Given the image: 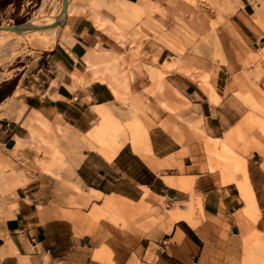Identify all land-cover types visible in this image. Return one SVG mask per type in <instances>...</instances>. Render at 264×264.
Segmentation results:
<instances>
[{"label": "crops", "instance_id": "1", "mask_svg": "<svg viewBox=\"0 0 264 264\" xmlns=\"http://www.w3.org/2000/svg\"><path fill=\"white\" fill-rule=\"evenodd\" d=\"M146 1L158 9L140 20L166 12L189 22L195 39L186 51L179 53L176 35L163 36V44L147 35L123 47L85 13L68 14L54 44L19 73L7 96L20 90L13 111L0 116V152L17 164L47 167L25 180L15 175L18 185L0 195V264L236 262L246 223L264 232V0H217L214 10ZM104 9L101 16L113 21ZM93 49L120 58L117 68L128 77L117 88L121 98L92 79ZM32 112L40 119L30 123L34 141L26 126ZM102 112L121 123L140 119L147 149L126 141L111 159L103 157L89 135ZM48 138L54 157L39 144ZM231 155L245 164L255 222L242 214V175H229ZM168 178H186L189 186L169 185ZM105 197L120 208L100 209ZM195 201L196 227L183 220L166 227L170 210ZM138 211L146 213L137 217Z\"/></svg>", "mask_w": 264, "mask_h": 264}, {"label": "bare ground", "instance_id": "2", "mask_svg": "<svg viewBox=\"0 0 264 264\" xmlns=\"http://www.w3.org/2000/svg\"><path fill=\"white\" fill-rule=\"evenodd\" d=\"M86 3L87 4L85 6H81L75 3L72 4L70 0H67L65 3H62V12H60V14L55 18L44 17L41 19L31 20L27 22L26 25L18 29L0 27V59L4 56L10 54L12 55L13 50L19 47L21 42L31 39L38 41L39 46L48 49L50 46H52L53 42L57 40L55 28H52V26L55 24H60L62 21H64L66 15L68 14L72 15L85 13L99 30L107 33L111 38L116 40L117 43L125 47V33L127 30L133 28V22L139 21L142 15L151 13L158 9L157 3H152L146 0H141L138 3H129L122 0H86ZM101 8H105L111 12L115 19L110 21L109 19L102 17L100 14ZM134 26L136 33L141 32V28L137 24ZM129 45H131V42ZM91 51L94 57L91 60H87V69L91 71L92 79L106 81L115 97L117 99L121 98L117 88L122 83L126 82V77L125 72H120L117 68L119 66L120 58L110 56L109 52L103 49H93ZM75 79L78 81L80 80V78L77 77H75ZM2 81V76H0V82ZM160 82L161 76H159L156 81L157 88L160 87ZM210 92H212V90H210ZM10 99L11 98L0 102L1 117L6 115L8 112L13 111ZM14 113L19 115L21 113V109ZM32 116L33 117L29 118V122L26 126L28 129H30V140L34 141V131L30 123H38L40 119L36 112H32ZM41 124L45 125V122ZM89 135L91 136V139L96 140V142L100 144L102 156L108 160L115 155V153L123 146L126 141H129L136 151H144L147 149V129L142 121L135 116H132L124 123H121L112 115H110L109 112H102L99 125L96 126L95 132H92ZM216 142L220 143L222 147H224L223 149L226 148L224 142ZM39 144L41 146H48L52 150L50 157H54V155H56V152L52 149L53 143L50 140L47 142L41 140ZM231 156L229 158V161H231L229 175L232 176L233 173L236 172H240L242 175L241 181L236 182L237 188L240 192V197L245 203L242 214L245 218L247 217L254 219L256 216H258L259 210L254 199V194L251 189L252 187H250L247 181L245 164L243 161L238 160L235 156H232L233 158H231ZM46 167V164H41L42 169H45ZM8 168V162L0 155V179H3L2 175L3 173L7 172ZM166 182L169 185H180L185 187L189 186V180L186 178H168L166 179ZM6 187L9 188L10 191H13V188H15L16 185L15 183L11 182L10 184L8 182ZM195 206L201 209V202H190L187 204L185 210H181L175 206L169 211L166 227H170V224L179 220L186 221L190 226L196 227L198 220L193 218ZM119 208L120 207L118 203H115L110 198L106 197L103 205L100 207V209L106 212H114ZM255 231L257 233H263L257 230ZM248 232L247 226H244L242 236L244 238L248 237ZM245 255L246 258L243 264L260 263V261L257 259L264 257V245L261 243L259 236H257L256 241L252 245L246 248ZM2 256L3 252L0 250V257Z\"/></svg>", "mask_w": 264, "mask_h": 264}, {"label": "rangeland", "instance_id": "3", "mask_svg": "<svg viewBox=\"0 0 264 264\" xmlns=\"http://www.w3.org/2000/svg\"><path fill=\"white\" fill-rule=\"evenodd\" d=\"M70 1L72 4L75 3L81 6H85L87 4L86 0ZM183 1L187 6L191 7H196V4H199L200 6L206 5L212 10L217 9V0ZM62 3V0H7V3L2 8H0V27L12 28L13 25H20V27H22L31 20L41 19L44 17L55 18L60 14V12H62ZM62 23L63 21L60 24H55L52 26V28H55V34L57 27L61 26ZM135 24L142 28L141 32L136 33L134 26ZM132 25L133 28L127 31V34H125V46L130 42L131 44H134L136 39H139L140 41L141 39L147 37V35H151L152 39L158 41L160 44H163V36L176 35L179 38V41H176V44L182 50L179 53H183L187 50L188 46L193 44V40L195 39V31L193 27L190 26L189 22L186 21V19L175 16L169 17L166 12H163V14L161 12L152 13L151 16L144 17L143 20L134 21ZM168 47H171L172 49V43L168 44ZM40 48L41 46H39L38 41L34 39L23 41L19 44V47L13 50L12 55L10 54L0 59V76H2L3 79V81L0 82V101L4 100L5 98V100L11 98V103L13 102L14 97L19 93L20 90L15 91L12 97L7 96H9V94L12 92L13 87L18 81L19 73L22 71L25 64L30 59L35 58L39 54ZM126 81H128V77H126ZM47 140L51 139L48 138ZM0 155L8 162L9 165L7 172L3 173L2 175L3 179H0L1 196L11 194L12 190L10 191L9 188L6 187L8 182L10 184L12 182L15 183V185H18L16 180L17 178H14L15 175H19L21 179L25 180V175L42 172V168H35L34 166L24 163L17 164L16 162L14 163L12 158L4 156L1 152ZM195 210L194 212H196ZM145 213L146 212L138 211L137 217ZM167 213L168 211L166 210V215ZM166 215H164V219ZM247 219L251 222H255L256 217L254 219ZM246 226L249 231L247 234L248 237L244 238L241 235L243 243L242 260L236 262L223 261L219 264H243L246 258L245 250L256 241L257 236L260 237V241L264 245V232L257 233L255 229H249L247 223ZM257 260L260 261L259 264H264V257H260Z\"/></svg>", "mask_w": 264, "mask_h": 264}, {"label": "water", "instance_id": "4", "mask_svg": "<svg viewBox=\"0 0 264 264\" xmlns=\"http://www.w3.org/2000/svg\"><path fill=\"white\" fill-rule=\"evenodd\" d=\"M67 0H62L63 3H65ZM13 29H18L20 28V25H13L12 26ZM234 233H236V230H233Z\"/></svg>", "mask_w": 264, "mask_h": 264}, {"label": "trees", "instance_id": "5", "mask_svg": "<svg viewBox=\"0 0 264 264\" xmlns=\"http://www.w3.org/2000/svg\"><path fill=\"white\" fill-rule=\"evenodd\" d=\"M7 3V0H0V8H2Z\"/></svg>", "mask_w": 264, "mask_h": 264}]
</instances>
